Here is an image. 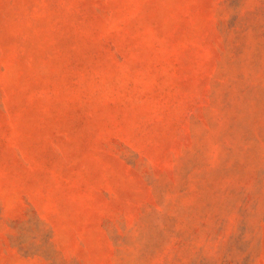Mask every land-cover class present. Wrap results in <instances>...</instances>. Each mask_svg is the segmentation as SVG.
<instances>
[{
  "label": "rangeland",
  "instance_id": "rangeland-1",
  "mask_svg": "<svg viewBox=\"0 0 264 264\" xmlns=\"http://www.w3.org/2000/svg\"><path fill=\"white\" fill-rule=\"evenodd\" d=\"M0 264H264V0H0Z\"/></svg>",
  "mask_w": 264,
  "mask_h": 264
}]
</instances>
